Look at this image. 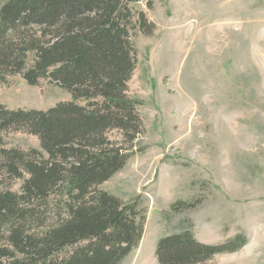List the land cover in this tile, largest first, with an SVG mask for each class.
Here are the masks:
<instances>
[{"label": "trees", "instance_id": "1", "mask_svg": "<svg viewBox=\"0 0 264 264\" xmlns=\"http://www.w3.org/2000/svg\"><path fill=\"white\" fill-rule=\"evenodd\" d=\"M139 1L0 0V85L20 75L72 94L45 110L0 101V264H121L139 246L140 203L100 188L145 150L144 100L129 94L133 35L152 36L157 25ZM19 132L37 136L42 150L8 147ZM247 242L243 233L204 242L187 228L161 237L155 254L160 264H207Z\"/></svg>", "mask_w": 264, "mask_h": 264}, {"label": "rangeland", "instance_id": "2", "mask_svg": "<svg viewBox=\"0 0 264 264\" xmlns=\"http://www.w3.org/2000/svg\"><path fill=\"white\" fill-rule=\"evenodd\" d=\"M135 7L157 25L152 36L133 35L138 64L129 94L144 100L145 150L100 187L136 199L146 217L139 246L121 264H160L159 239L187 228L209 243L247 236L235 254L207 264H264V0H140ZM0 99L45 110L72 94L16 75L0 85ZM6 141L42 150L28 133ZM177 201L198 203L175 212Z\"/></svg>", "mask_w": 264, "mask_h": 264}, {"label": "crops", "instance_id": "3", "mask_svg": "<svg viewBox=\"0 0 264 264\" xmlns=\"http://www.w3.org/2000/svg\"><path fill=\"white\" fill-rule=\"evenodd\" d=\"M0 101H1V99H0ZM236 252H234V253H224V254H218V255H221V256H229V255H233V254H235ZM217 255V256H218ZM216 257V256H215ZM217 264H219V263H217ZM220 264H236L235 262H220Z\"/></svg>", "mask_w": 264, "mask_h": 264}]
</instances>
